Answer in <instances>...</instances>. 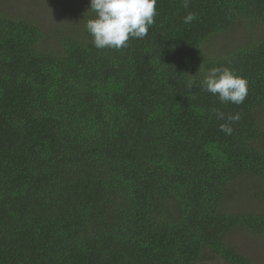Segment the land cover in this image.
Returning <instances> with one entry per match:
<instances>
[{"label":"trees","instance_id":"obj_1","mask_svg":"<svg viewBox=\"0 0 264 264\" xmlns=\"http://www.w3.org/2000/svg\"><path fill=\"white\" fill-rule=\"evenodd\" d=\"M56 3L0 0V264H263L235 236L264 238V0H157L119 50ZM221 66L242 104L200 87Z\"/></svg>","mask_w":264,"mask_h":264},{"label":"clouds","instance_id":"obj_2","mask_svg":"<svg viewBox=\"0 0 264 264\" xmlns=\"http://www.w3.org/2000/svg\"><path fill=\"white\" fill-rule=\"evenodd\" d=\"M156 5L157 0H90L87 12L93 13V16L87 19L85 27L94 47L119 50L127 47L130 39L144 38L158 14ZM183 6L188 7V0H184ZM194 19L195 13L189 12L183 22L187 24ZM193 83L187 82L186 88L191 89ZM200 87L223 104H242L248 95L247 78L229 66L208 69ZM212 112L218 120H225L224 112L215 108ZM239 119V113L227 116L226 122L220 124V130L231 135V125Z\"/></svg>","mask_w":264,"mask_h":264},{"label":"rangeland","instance_id":"obj_3","mask_svg":"<svg viewBox=\"0 0 264 264\" xmlns=\"http://www.w3.org/2000/svg\"><path fill=\"white\" fill-rule=\"evenodd\" d=\"M27 1L28 0H15V3L19 6V2H21L22 4H20V7L23 9H29L31 7L29 12L33 16L39 17V19H41V20L47 19L49 17V15H52L55 13L54 12L55 8L52 9L51 5H55V3L57 1L59 2V4L63 2V0H43L44 1V3H43L42 0H38V3H36L37 4L36 6L40 10L37 11L32 6H30L27 3ZM247 32H248V29H246L245 27H238L232 33H230L224 40L228 43L232 42L233 44H236L237 41L244 38V36L246 35ZM244 198H246V197H244ZM233 203H235V202L231 201L230 204L233 205ZM240 206H242L244 209H247V207L249 209L255 207L254 204H252V202H250L248 199L245 202V204L241 203ZM235 239H236V244L243 251H245L251 257H255L256 259L261 261V263L264 264V238L236 234ZM219 264H223V263H219Z\"/></svg>","mask_w":264,"mask_h":264}]
</instances>
